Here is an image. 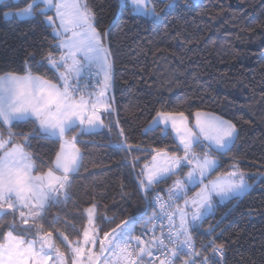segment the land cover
Returning <instances> with one entry per match:
<instances>
[{
    "label": "trees",
    "instance_id": "1",
    "mask_svg": "<svg viewBox=\"0 0 264 264\" xmlns=\"http://www.w3.org/2000/svg\"><path fill=\"white\" fill-rule=\"evenodd\" d=\"M123 1L87 0L97 29L107 33L115 108L103 114L106 127L79 139L83 166L72 179L68 198L52 203L36 223L53 233L67 258L69 248L59 234L73 243L81 239L86 209L93 204L103 232L139 217L137 234L152 212L146 196L150 200L167 192L176 179L162 181L147 194L140 187V168L154 150L178 147L171 132L145 129L158 111L183 112L191 124L197 111H206L231 120L238 129L235 146L221 156L215 174L238 163L251 183L259 181L241 197L217 203L192 237L199 247L210 239L222 244V264H264V0H178L171 9H165L167 0H153V17L134 14ZM25 3L0 4V74L31 70L55 80L46 56L49 51L60 53L43 17L3 16ZM36 129L32 122L11 127L17 143L22 142L20 133L35 136L26 150L37 168L46 171L60 143L41 137ZM0 132L7 137L6 126H0ZM125 141L130 150L120 147ZM14 220L16 233L30 226L22 225L18 215H0V234L10 230Z\"/></svg>",
    "mask_w": 264,
    "mask_h": 264
},
{
    "label": "snow or ice",
    "instance_id": "2",
    "mask_svg": "<svg viewBox=\"0 0 264 264\" xmlns=\"http://www.w3.org/2000/svg\"><path fill=\"white\" fill-rule=\"evenodd\" d=\"M130 2L138 8L145 5V0ZM177 3L178 0H167L165 9L176 7ZM144 14L157 15L155 7ZM9 15L10 12H3L4 17ZM17 15L27 19L43 17L52 29L54 48L60 54L49 51L46 56L57 74L55 80L34 75L31 70H25L23 75L12 71L0 74V126L8 129L7 137L0 132V215H18L22 225H30L24 233L35 237L26 239L24 233H16L14 220L10 230L0 234V264H68L69 259L71 264H144L146 258L153 257V249L164 258L147 259V264L157 260L159 264H222L224 246L209 241L197 250L192 231L199 229L211 214L214 196L221 201L236 198L252 185L238 163L232 171L204 183L219 166L218 157L229 153L238 139L235 123L211 113L197 111L195 123L190 126L183 112L158 111L145 129H160L165 135L173 132L183 152L178 155L157 148L152 163L145 164L139 173V185L145 194L153 191L154 185L176 177L167 190V199L159 193L150 200L146 196V203L155 209L144 222V234L152 233L148 239L133 235L139 217L123 221L101 238L95 227L93 204L86 209L87 227L82 230L81 239L73 243L59 234L71 252L66 258L53 233L36 223L52 203L68 198L72 179L83 166L84 154L77 147L79 139L106 127L102 115L113 111L107 96L113 65L111 50L105 43L107 33L97 29L96 14L87 0H32ZM93 75H102L103 85L98 91L89 92V78ZM17 122H32L41 137L60 143L46 171L37 168L26 150L35 139L32 133H20L22 142H16L11 127ZM120 134L123 135L122 129ZM194 145L202 146V150L197 152ZM120 147L131 148L126 141ZM184 167L189 170L180 178L178 170ZM196 186H200V191L188 198L189 189ZM181 199L183 207L178 204ZM97 242L99 250L93 252ZM106 252L111 255L105 256Z\"/></svg>",
    "mask_w": 264,
    "mask_h": 264
},
{
    "label": "rangeland",
    "instance_id": "3",
    "mask_svg": "<svg viewBox=\"0 0 264 264\" xmlns=\"http://www.w3.org/2000/svg\"><path fill=\"white\" fill-rule=\"evenodd\" d=\"M26 1V0H25ZM129 2V4L131 5V7H132V9H133V13L134 14H139V15H144V16H147V17H153V16H151V15H145L144 14V12L145 11H147V10H149V9H151L152 7H153V0H145V5L144 6H141V7H137V6H135V5H133V4H131V2H130V0H124L123 2ZM192 1H194V2H199V1H201V0H192ZM19 2H21V0H0V4L1 3H19ZM32 2V0H27V3H25L24 5H21L20 7H18V8H16V9H14V10H9L8 12H10V15H9V17H6V18H11V17H16V18H18V19H25V18H23V17H18V13L22 10V9H24V8H26L27 7V5L29 4V3H31ZM53 13L52 12H49V15H52ZM111 89V88H110ZM110 89H109V96H110ZM200 112H203V113H210V112H206V111H200ZM211 114H214V113H211ZM214 115H216V116H219V115H217V114H214ZM221 117V116H220ZM223 118V117H222ZM225 119V118H224ZM188 123H189V125L191 126V125H193L194 123H195V117H194V122L191 124L190 123V121H189V119H188ZM150 124H151V122H150ZM149 124V125H150ZM149 125H148V127H149ZM147 127V128H148ZM169 132H171V131H169ZM172 133V135H173V137L175 138V134L173 133V132H171ZM175 140H176V142H177V145H178V147H177V151H168L169 153H171V152H176L178 155H183V152H182V149H181V146L179 145V142H178V140L175 138ZM205 143H207V142H205ZM194 148H195V150L197 151V152H200L201 150H202V146H199V145H194ZM155 154V152L152 154V156ZM152 156L147 160V161H145V162H143L142 163V167L140 168V172H141V169L144 167V165L145 164H151L152 163ZM34 160V159H33ZM218 160H219V166L216 168V170L221 166V164L223 163V159L221 158V156H219L218 157ZM233 165L234 164H232L231 166H230V168L227 170V171H225V172H222V173H217V174H215V172H216V170L214 171V172H212L205 180H204V183H209V181L210 180H215L217 177H219V176H221L222 174H225V173H228V172H230V171H232L233 170ZM189 169L187 168V167H184V168H182V170H178V171H180V178H183V174L184 173H186L187 171H188ZM247 175V174H246ZM260 177H261V175H259V179H260ZM141 178V177H140ZM247 178H248V175H247ZM259 180L258 179H255V181H253L252 183L249 181V178H248V182H249V184H251L252 185V187H253V183L254 184H257V182H258ZM172 184H173V182H172ZM172 184H171V186H172ZM170 186V187H171ZM156 187V185H154V188ZM169 187V188H170ZM251 187V188H252ZM200 191V186H196V187H192V188H190L189 189V191H188V198H191V197H193L197 192H199ZM244 195V194H243ZM242 196V195H241ZM241 196H239V197H241ZM230 199H232V198H230ZM230 199H225V200H223V201H221L220 200V198L219 197H216V196H214L213 197V210H214V207L216 206V204L217 203H225L226 201H228V200H230ZM183 206H184V201H183ZM212 210V211H213ZM150 217V214L149 215H147L146 216V218H145V220H144V222L148 219ZM94 221H95V227L96 228H98L99 229V235H100V237L102 238L103 237V231L100 229V226L97 224V222H96V210H95V217H94ZM85 227H87V223H86V226ZM134 227V230H135V225L133 226ZM142 227H144V224L142 225ZM134 233V232H133ZM82 238V237H81ZM98 250H99V242H97V246L95 247V248H93L92 249V251L93 252H98ZM69 252H70V249H69ZM70 255H71V252H70ZM111 254L110 253H108V252H106L105 253V256H110ZM66 256V255H65ZM67 258V257H66ZM50 264H51V262H50ZM68 264H71V260L70 261H68Z\"/></svg>",
    "mask_w": 264,
    "mask_h": 264
},
{
    "label": "built area",
    "instance_id": "4",
    "mask_svg": "<svg viewBox=\"0 0 264 264\" xmlns=\"http://www.w3.org/2000/svg\"><path fill=\"white\" fill-rule=\"evenodd\" d=\"M89 80H90V87L88 88V91H89V92L98 91L99 88L101 87L100 83L97 84V80H99L98 77L95 76V75H93V76H91V77L89 78ZM99 82H100V81H99ZM166 193H167V192L165 191V192H160L159 194H160L161 196H163L165 199H167V195H166ZM156 194H157V193H156ZM156 194H154V195L151 197V199H152ZM178 204H179L181 207H183V203H181V202L178 201ZM153 211H155V209L152 207V212H151L150 216H152ZM153 223H156V222L153 221ZM164 224L166 225V224H167V221H164ZM148 228L151 229V228H152V225H148ZM144 232H145V229H144V227H143V228H142L137 234H135L134 236H141L142 239H148V238L152 235V233H151L150 231H149L146 235L144 234ZM156 235H159V232H158V231H157ZM192 239H193V237H192ZM193 241H194V239H193ZM209 241H212V240L210 239ZM209 241L206 242L204 245H207V244L209 243ZM194 242H195V241H194ZM195 244H196V242H195ZM202 246H203V245H202ZM202 246L199 247V246L196 244V248H197V250H201V249H202ZM156 256H160L161 259L164 258L163 255H162L160 252H158V251H156L155 249H153V257H156ZM153 257L146 258L144 264H147V259H152ZM183 258H184V257H182L181 259H183ZM155 264H159V261H158V260L155 261ZM177 264H180V262L177 261Z\"/></svg>",
    "mask_w": 264,
    "mask_h": 264
},
{
    "label": "crops",
    "instance_id": "5",
    "mask_svg": "<svg viewBox=\"0 0 264 264\" xmlns=\"http://www.w3.org/2000/svg\"><path fill=\"white\" fill-rule=\"evenodd\" d=\"M98 79H99V81H100V85H101V87H102V85H103V76L101 75V76H99L98 77ZM107 96L110 98V103H111V95L109 96V91H108V93H107ZM111 107H112V103H111ZM104 113H107V112H104ZM103 113V114H104ZM102 118H103V115H102ZM102 129V128H101ZM101 129H99V130H101ZM98 131V130H97Z\"/></svg>",
    "mask_w": 264,
    "mask_h": 264
},
{
    "label": "water",
    "instance_id": "6",
    "mask_svg": "<svg viewBox=\"0 0 264 264\" xmlns=\"http://www.w3.org/2000/svg\"><path fill=\"white\" fill-rule=\"evenodd\" d=\"M111 92H113V86H111ZM111 103H112L113 108H115V101H114L113 96L111 97Z\"/></svg>",
    "mask_w": 264,
    "mask_h": 264
}]
</instances>
